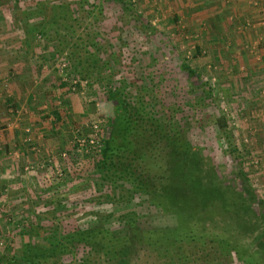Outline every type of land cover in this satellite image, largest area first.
Returning a JSON list of instances; mask_svg holds the SVG:
<instances>
[{"label": "rangeland", "instance_id": "obj_1", "mask_svg": "<svg viewBox=\"0 0 264 264\" xmlns=\"http://www.w3.org/2000/svg\"><path fill=\"white\" fill-rule=\"evenodd\" d=\"M89 1L97 4L96 0ZM197 1L128 0L133 10L155 32L156 36L147 38L142 30L136 31L139 28L137 22L132 23L133 19L125 16L118 5H105L103 18L96 25V21L88 15V7H82V0H0V62H5L7 66H20L18 69L30 68L31 72L47 78L51 90L45 92L46 101L56 106L59 114L74 110L68 108L70 96L78 97L83 104L78 111L80 119L70 117L69 129L66 130L70 134L64 138L69 140L62 147L59 158L41 156L29 161L16 149L9 163L6 159L0 161V254L21 258L25 244L46 245L44 238L56 227L59 232H73L103 226L123 234L126 233L127 220H136L142 229L177 227L175 215L164 214L144 197L137 196L133 202H127V196L123 195L125 188L115 189L105 183L97 170L100 150L87 146V141L96 134L93 129L95 124L99 123L101 127L96 139L106 137L109 131L108 121L114 115L113 104L108 98L109 88L119 86L118 81L124 79L139 84L136 80H143L150 73L147 68L163 41L168 45V48H162V54L165 52L166 57L163 71L168 93L165 97L170 104L182 105L178 116L190 118V138L204 148L205 155L211 158L213 175L241 192L243 189L237 177L236 164L224 153L218 128L206 113L202 116L192 115L194 111L188 107L189 98H193V95L188 94L189 77L181 71L177 74V68L182 63L188 64L201 74L204 82L211 85L216 101L215 113L225 116L230 124L241 152L248 184L255 193L250 208L259 218V221L254 218L255 230L250 231L243 243L250 244V252L256 249L264 251V242L258 245L255 240L259 228L264 227V84L262 81L253 83V80H248L252 75L251 66L236 63L238 51L234 50L233 56L228 41L222 44L223 47L218 44L219 48L215 49L216 41L212 38L215 33L207 32L205 14L195 7L200 5V0ZM58 6L61 10H58ZM57 11L59 15L56 18ZM57 27L76 32L69 31L76 40L93 32L99 33L104 46L120 55V61L113 70V83L100 82L96 74L88 77L85 73L73 71L68 59L72 48L62 45ZM246 51L249 50L246 48ZM262 56V53L255 54L258 62L263 61ZM62 59L69 62L64 72L57 67L58 60ZM3 67L0 64L1 74ZM71 75L84 85L75 87ZM0 82L6 91L9 84ZM184 96L188 98L185 99L186 103L181 100ZM208 111V114L214 112ZM47 118L51 120V125L57 121L56 115L48 114ZM83 140L85 144H82ZM23 143L34 155L40 153L41 150L33 142L31 128L25 130ZM10 153L14 154L13 151ZM221 191V195L227 193L225 188ZM226 202L231 207L228 213L220 209L227 205L219 202L218 207V191L212 192L207 188L204 194L189 192V197L185 199L186 206L194 215L190 221L198 217L203 224H213L219 231H223V228L239 245L238 240L244 238L245 231L252 224L247 219L239 221L236 218L237 209L232 210L233 202L229 197ZM179 211L183 214L186 212L185 209ZM204 243L205 246L200 244L201 248L193 243L185 247L186 255L192 260L190 264H246L229 246L222 248L225 245L211 243L208 238ZM212 246H215L214 249ZM70 257L64 256L59 264H106V257L101 253L86 255L79 250L75 260ZM252 257L254 255L249 264H256L260 260ZM261 263L264 264V260ZM138 264H157V259L152 255L147 260L143 254Z\"/></svg>", "mask_w": 264, "mask_h": 264}, {"label": "trees", "instance_id": "obj_2", "mask_svg": "<svg viewBox=\"0 0 264 264\" xmlns=\"http://www.w3.org/2000/svg\"><path fill=\"white\" fill-rule=\"evenodd\" d=\"M96 3L82 0V7H88V15L96 21V25L103 18L105 5L109 3L120 6L125 16L133 19L132 23L137 22L140 28L136 29L137 32L142 30L147 38L155 35L149 23L133 10L128 0H96ZM58 10H61L60 6ZM58 12L55 13L56 18ZM56 30L63 40L62 45L72 48L73 52L68 59L73 71L85 73L88 77L96 74L100 82L113 83V70L120 61V55L110 52L104 46L99 33L93 32L76 40L73 34L70 35L69 31L72 30L69 28L57 27ZM162 48H168L165 41L157 47L158 52L147 68L150 73L145 74L143 80H136L139 84L124 79L118 81L119 86L109 88L108 98L113 104L114 115L108 121L109 131L97 159V170L105 183L115 189H126H123V195L127 196V202H133L137 196L144 197L151 206L159 208L164 214L175 215L177 227L142 229L136 220L125 221L124 234L103 226L90 230L76 229L73 232H59L56 227L44 238L46 245L40 247L32 243L25 244L21 258L0 254V264H59L64 256H71L75 260L79 250H83L86 255L101 253L106 257V264H138L143 254L147 260L154 255L157 264H190L192 260L186 255L185 247L193 243L201 248V245L205 246L207 238L211 243L225 245L222 248L229 246L246 264L251 261L252 255L254 259L260 258L256 264H262L264 251L256 249L250 252V244L243 243L250 231L255 230L254 218L257 221L259 218L250 208L255 193L248 184L245 168L241 163V152L230 124L225 116L215 113L216 101L211 85L204 82L201 74L188 64L182 63L177 68V74L181 71L189 77L190 90L186 93L193 95V98H189L188 107L193 109L192 115L202 116L206 113L211 123L218 128L224 153L236 164L237 177L243 189L241 192H237L224 179L213 175L211 158L205 155L204 148L190 138V118H179L182 105L170 104L165 97L168 93L163 71L166 57L165 52L162 54ZM185 99L188 98L182 97V102L186 103ZM209 109L214 112L208 114ZM223 187L227 193L221 195ZM206 188L212 192L218 191V207L219 202L228 206L220 207L224 213H228L231 208L226 202L229 197L233 202L232 210L237 209L236 218L239 221L247 219L252 224L245 231L244 238L238 240L239 245L235 244L231 234L222 227L223 231H219L213 224H203L197 216L190 221L194 215L186 206L185 199L189 197V192L204 194ZM111 198L117 199L113 196ZM180 209H185L186 212L183 214ZM259 230L255 239L258 245L264 242V227Z\"/></svg>", "mask_w": 264, "mask_h": 264}, {"label": "crops", "instance_id": "obj_3", "mask_svg": "<svg viewBox=\"0 0 264 264\" xmlns=\"http://www.w3.org/2000/svg\"><path fill=\"white\" fill-rule=\"evenodd\" d=\"M199 4L195 7L205 14L207 32L215 33L212 37L216 41V45L213 43L215 49L219 48L218 44L223 47V43L228 41L232 55H235L234 50L238 51L236 63L251 66L252 75L248 80H253V83L262 81L264 84V0H200ZM259 53L263 55L262 62L256 60L255 54ZM0 64L2 67L6 65L2 68L3 73H0V81L9 84L5 91L0 82V161L6 159L9 163L16 149L29 161L41 156L59 158L62 147L69 140L64 138L70 134L66 131L69 129L70 117L80 119L78 111L83 108V104L78 97L70 96L68 108L74 110L59 114L57 107L46 101L45 92L51 90L47 78L31 72L30 68L18 69L20 66H7L5 62ZM48 114L57 117L52 125ZM27 128L32 129L33 142L41 150L37 155L29 152L23 143ZM12 151L14 154L10 153Z\"/></svg>", "mask_w": 264, "mask_h": 264}, {"label": "built area", "instance_id": "obj_4", "mask_svg": "<svg viewBox=\"0 0 264 264\" xmlns=\"http://www.w3.org/2000/svg\"><path fill=\"white\" fill-rule=\"evenodd\" d=\"M57 67H58V69L61 71V72H64L65 70H67L68 69V62L66 61V60H64V59H62V60H58V65H57ZM67 81V80H66ZM71 82L73 83V85L75 86V87H77V86H79V85H84V84H82V82L78 79V78H76V77H74L73 75H71ZM100 124L99 123H97V124H95L94 125V130H95V132H96V134H95V136L92 138V139H89L88 141H87V146L88 147H90V148H92V149H94V148H98L99 150H100V153H101V148H102V143H103V140H104V138H105V136L103 137V138H100V140L99 139H96V137L98 136V132H100ZM102 136V135H101ZM100 136V137H101ZM95 139L97 140V141H95ZM86 143V141L85 140H83L82 141V144H85Z\"/></svg>", "mask_w": 264, "mask_h": 264}]
</instances>
